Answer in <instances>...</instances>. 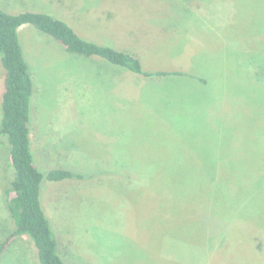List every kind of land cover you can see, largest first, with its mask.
<instances>
[{
	"label": "rangeland",
	"instance_id": "1",
	"mask_svg": "<svg viewBox=\"0 0 264 264\" xmlns=\"http://www.w3.org/2000/svg\"><path fill=\"white\" fill-rule=\"evenodd\" d=\"M0 6L54 14L86 39L133 52L145 70L168 71L148 76L70 52L24 25L35 160L85 175L45 180L42 190L64 260L264 264V0ZM4 76L0 57V123ZM9 151L0 135V242L14 227L4 199L15 173ZM0 264L41 263L23 234Z\"/></svg>",
	"mask_w": 264,
	"mask_h": 264
},
{
	"label": "trees",
	"instance_id": "2",
	"mask_svg": "<svg viewBox=\"0 0 264 264\" xmlns=\"http://www.w3.org/2000/svg\"><path fill=\"white\" fill-rule=\"evenodd\" d=\"M27 24L53 36L70 52L101 56L148 76L162 75L168 71L145 70L133 52L86 39L54 14L34 11L11 14L0 6V57L5 69L0 135L9 141V161L15 171L4 198L14 227L7 238L0 242V260L9 242L18 235L26 234L36 246L41 264H70L59 253L58 240L42 201V190L45 180L82 179L85 175L65 168L42 170L35 160L30 128L34 82L19 38L20 27ZM195 174L193 172V176ZM172 175L180 174L175 172Z\"/></svg>",
	"mask_w": 264,
	"mask_h": 264
},
{
	"label": "crops",
	"instance_id": "3",
	"mask_svg": "<svg viewBox=\"0 0 264 264\" xmlns=\"http://www.w3.org/2000/svg\"><path fill=\"white\" fill-rule=\"evenodd\" d=\"M23 28H24V26H22V27H20V29H19V38H20V35H21V32L23 31ZM59 42V41H58ZM60 43V42H59ZM61 44V43H60ZM65 48V47H64ZM66 49V48H65ZM26 60H27V58H26ZM28 62V61H27ZM33 79V78H32ZM3 80H4V77H3ZM34 82V81H33ZM2 93H3V91H2ZM34 94H35V92H34Z\"/></svg>",
	"mask_w": 264,
	"mask_h": 264
}]
</instances>
